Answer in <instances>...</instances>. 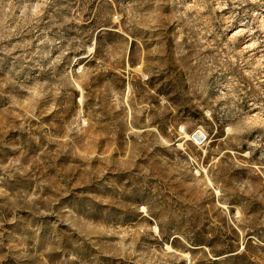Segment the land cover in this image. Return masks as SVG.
<instances>
[{"label":"rangeland","instance_id":"obj_1","mask_svg":"<svg viewBox=\"0 0 264 264\" xmlns=\"http://www.w3.org/2000/svg\"><path fill=\"white\" fill-rule=\"evenodd\" d=\"M0 264H264V0H0Z\"/></svg>","mask_w":264,"mask_h":264},{"label":"built area","instance_id":"obj_2","mask_svg":"<svg viewBox=\"0 0 264 264\" xmlns=\"http://www.w3.org/2000/svg\"><path fill=\"white\" fill-rule=\"evenodd\" d=\"M194 136H195V139H200V137H201V135H194Z\"/></svg>","mask_w":264,"mask_h":264},{"label":"bare ground","instance_id":"obj_3","mask_svg":"<svg viewBox=\"0 0 264 264\" xmlns=\"http://www.w3.org/2000/svg\"><path fill=\"white\" fill-rule=\"evenodd\" d=\"M196 135H202V132L198 131V132L196 133Z\"/></svg>","mask_w":264,"mask_h":264}]
</instances>
